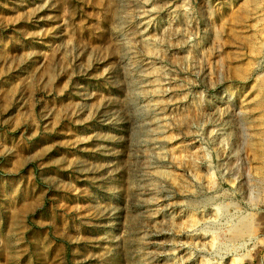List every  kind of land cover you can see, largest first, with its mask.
Wrapping results in <instances>:
<instances>
[{
    "label": "rangeland",
    "instance_id": "obj_1",
    "mask_svg": "<svg viewBox=\"0 0 264 264\" xmlns=\"http://www.w3.org/2000/svg\"><path fill=\"white\" fill-rule=\"evenodd\" d=\"M0 264H264V0H0Z\"/></svg>",
    "mask_w": 264,
    "mask_h": 264
}]
</instances>
